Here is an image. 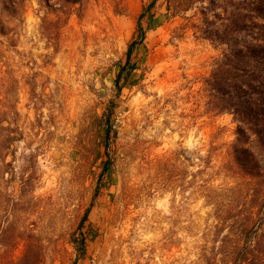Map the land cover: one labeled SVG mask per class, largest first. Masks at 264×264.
<instances>
[{"label":"rangeland","instance_id":"obj_1","mask_svg":"<svg viewBox=\"0 0 264 264\" xmlns=\"http://www.w3.org/2000/svg\"><path fill=\"white\" fill-rule=\"evenodd\" d=\"M259 1L0 0V264H222L255 212L264 233L229 104Z\"/></svg>","mask_w":264,"mask_h":264},{"label":"trees","instance_id":"obj_2","mask_svg":"<svg viewBox=\"0 0 264 264\" xmlns=\"http://www.w3.org/2000/svg\"><path fill=\"white\" fill-rule=\"evenodd\" d=\"M67 1L75 2L78 0ZM255 10L261 18H264L262 16L264 15V0L257 3ZM137 32L140 35V41L136 40L130 45L127 53L128 64L131 62L133 50L142 43L145 37L141 23H138ZM244 49L233 52L235 60L245 61L246 66L243 71L246 76L238 74L240 68L237 65L232 67L231 82L233 84L230 86L231 91L229 93L230 111L237 116L242 124L248 126V130L258 136L261 145L264 146V54L251 45ZM125 67L127 68V66L121 68L117 81L124 74ZM4 124V111L2 101H0V140L7 129ZM238 133L245 141L248 140V132L244 127L239 128ZM2 144L0 143V157L3 156L5 149ZM261 221L260 213L255 212L248 225L243 226L240 234L236 236L237 241L231 254L223 255L222 264H264V233L260 232Z\"/></svg>","mask_w":264,"mask_h":264}]
</instances>
